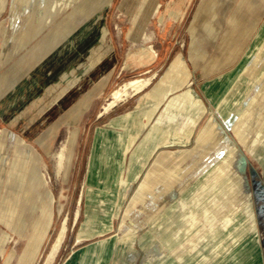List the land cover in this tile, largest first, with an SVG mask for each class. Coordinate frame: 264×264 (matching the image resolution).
Wrapping results in <instances>:
<instances>
[{
    "label": "rangeland",
    "instance_id": "rangeland-1",
    "mask_svg": "<svg viewBox=\"0 0 264 264\" xmlns=\"http://www.w3.org/2000/svg\"><path fill=\"white\" fill-rule=\"evenodd\" d=\"M52 1L0 0V244L6 252L0 258V264L11 259L13 251L17 254L22 251L34 225L45 219V209L51 210L53 221L37 264L45 263L56 244L58 248L52 264H62L77 236L83 218L79 217L78 202L84 164L105 96L97 99L79 120L64 123L59 128H56V122L60 121L48 115H54L62 89L67 87L66 83L60 82L63 74L78 61L81 63L79 72H84L90 65L92 49L98 48V40L93 37L98 17H105L113 37V43L110 41L108 44L114 45L120 62L116 74L121 76L114 80L113 90L132 79L146 77L147 74L141 73L150 67L143 66L153 62L158 46L171 43L175 48H181L185 60L190 62L192 45L189 31L195 18L188 19L176 37L165 42L155 33V19L149 21L146 37L136 36L134 33L138 31L141 9L146 0H117L113 6H109L111 0H69L20 43L17 52L2 61V45L8 35L19 32L40 9ZM203 3L204 0H198L194 13ZM199 41V49L206 55L205 62L220 59L222 53L233 45L228 31L213 43L199 33ZM248 50L241 79L244 86L233 88L229 101L224 104L228 108V122L232 124L227 126L228 136L234 145V141H239L240 151L250 159V164L245 161L241 166L244 179L238 173L240 168L233 148L226 152H214L211 159L213 165L206 167V174L213 175L214 180L218 177L228 180L226 190L221 187L224 184L212 182L215 196L225 200H214L212 215H194L189 210L184 211L195 204L201 206V200L193 205H188L186 199L181 200V211L175 216H166L164 226L162 216L159 225L157 219L160 216L151 214L150 229L134 226L147 217L142 213L147 206V200L142 199L143 184H136L130 204L126 207L125 202L113 215L116 236L133 243L134 256L132 260H127V264H264V223L260 219L256 199H253L255 187L258 186L256 171L264 175V167L258 166L259 162L255 161L258 149L264 148V37L251 42ZM205 65L202 63L200 69ZM51 130L56 132L52 136L48 133ZM41 141L51 142V149L43 150ZM64 142L67 145L65 167L61 177H57L54 155ZM213 142L226 145L220 134L213 136ZM226 162L228 165L224 164ZM63 190L67 193V199L59 213L58 203L50 202V193L57 197ZM188 190L183 188L182 192L187 194ZM153 202L156 204V198ZM172 202V199L167 200L165 207ZM225 204L228 212L215 214ZM184 215L196 220L195 229L182 232L183 236L177 241L170 240L175 233L171 229L173 224ZM65 217H68V228L62 230ZM251 223L255 224V229L250 228ZM240 224H243L244 228L240 226L243 230L237 229ZM253 251L254 255L251 254Z\"/></svg>",
    "mask_w": 264,
    "mask_h": 264
},
{
    "label": "crops",
    "instance_id": "crops-1",
    "mask_svg": "<svg viewBox=\"0 0 264 264\" xmlns=\"http://www.w3.org/2000/svg\"><path fill=\"white\" fill-rule=\"evenodd\" d=\"M67 1L69 0H53L40 9L19 32L8 35L2 45V61L17 52L20 43ZM157 1H145L141 9L138 31L134 34L146 37L148 23L155 19L157 22L155 33L165 42L166 39L176 37L183 24L194 17L189 31L192 45L190 64L185 60L181 48H175L171 43L158 46V53L152 58L153 62L143 66L150 68L141 73L147 74L146 77H152L150 85L120 103L105 118L99 113V123L94 127L84 164V179L78 202L79 217L83 218L77 236L72 241L70 251L62 264H127V260H132L133 243L116 236L113 215L118 208L125 205V202L126 207L130 204L136 184L139 186L143 184L142 199L147 200V206L142 213L147 217L146 220L142 218L141 222L134 226L150 229L151 214L156 213L160 216L157 219L159 225L162 216L164 226L166 216L169 218L171 215L179 214L181 211L179 204L184 199L188 205L202 201L201 206L195 204L184 211L189 210L194 215L214 213L213 202H218L222 198L215 196L212 182L224 184L221 187L225 190L228 184L226 179L218 177L214 180L213 175L206 174V167L213 165L211 159L214 152H226L233 148L240 168L238 173L243 179L242 163L245 164L246 161L250 164L249 157L245 158L244 152L240 151L239 141H234L236 142L234 145L228 136L227 126L232 124L228 122V108L224 104L229 101V93L233 88L244 86L241 79L244 76L245 59L249 53L250 43L264 37V0H204L195 13L194 7L198 0ZM116 2L117 0H111L109 6ZM225 31H228L229 37L233 40L232 48L226 49L220 59L205 62L206 55L198 46L199 33H203L213 43L217 38H221ZM93 37L98 40V48L92 49L90 65L84 72H79L81 63L78 61L60 78V82L66 83L67 87L62 89L54 115L53 113L51 116L48 115L49 118H57V121H60L56 122V128L63 126L64 123L79 120L102 95L105 96V100L113 91L114 80L121 76L116 74L120 62L114 45L108 44L110 41L113 43V37L104 16L98 17ZM202 63L206 65L200 69ZM262 117L264 118V115ZM48 133L52 136L56 132L51 130ZM215 134L223 137L225 146L214 144ZM51 144L41 141V148L49 151ZM66 149L67 145L64 142L54 155L57 177H61L65 167ZM258 151L255 161L259 162L258 166L264 167V148H259ZM261 151L263 152L260 153ZM224 164L228 165V162ZM256 173L258 186L255 187L253 199H256L260 219L264 223V175L258 174L257 171ZM183 188L189 189V192L187 194L185 191L182 192ZM61 193L57 197L50 193V202L58 203L59 213L66 204L60 206L58 202ZM242 193L244 194V191ZM245 194L250 199L247 191ZM155 198L156 204L153 202ZM169 199L173 202L165 207V202ZM226 204L215 214L227 213ZM186 215L179 217L173 224L171 229L175 233L173 239L169 237L170 240L177 241L183 236L182 232H191L195 229L196 220ZM44 216L43 221L34 225L22 251L18 254L15 251L9 253L11 259L8 258L4 264H37L46 234L53 221L51 210L45 209ZM67 226L68 217H65L62 230L65 227L67 230ZM240 226L243 224L238 225L237 229L243 230L244 226L243 228ZM254 226L255 224L251 223L250 228L255 229ZM256 229L258 230L257 224ZM159 231L163 233V230ZM49 254L44 264H52ZM251 254L254 255V251ZM4 255L6 252L0 244V258Z\"/></svg>",
    "mask_w": 264,
    "mask_h": 264
},
{
    "label": "bare ground",
    "instance_id": "bare-ground-1",
    "mask_svg": "<svg viewBox=\"0 0 264 264\" xmlns=\"http://www.w3.org/2000/svg\"><path fill=\"white\" fill-rule=\"evenodd\" d=\"M104 52H105V50H104ZM98 75L99 74H97V76ZM154 76H155V74H154ZM105 77H106V75H105ZM151 81H152V77H139V78L132 79L128 82H125V83L119 85L115 90H113L111 92V94L108 97L105 98L102 110L100 112V116L102 117V116L110 113L116 106L119 105L120 102H123V101L127 100L129 97H132V96L142 92V90H144L148 85H150ZM66 199H67V193L65 190H63L61 193V196L59 198V201H58L60 206H63L65 204ZM60 240H61V236H59V238H58V241H60ZM57 248H58V244L53 246L52 251L49 254L50 259L54 257V254H55V251Z\"/></svg>",
    "mask_w": 264,
    "mask_h": 264
}]
</instances>
